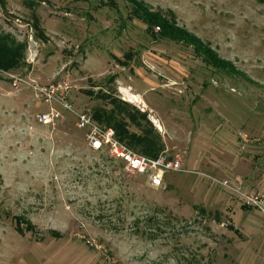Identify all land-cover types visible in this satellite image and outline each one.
I'll list each match as a JSON object with an SVG mask.
<instances>
[{
    "label": "rangeland",
    "instance_id": "1",
    "mask_svg": "<svg viewBox=\"0 0 264 264\" xmlns=\"http://www.w3.org/2000/svg\"><path fill=\"white\" fill-rule=\"evenodd\" d=\"M0 34L25 47L20 68L0 70V264H264V216L220 185L264 188V0H0ZM9 75L68 77L74 110L102 128L112 110L138 135L154 136L150 122L157 155L185 172L153 188L90 150L76 114L56 106V126L38 123L49 106ZM123 85L158 101L163 129Z\"/></svg>",
    "mask_w": 264,
    "mask_h": 264
},
{
    "label": "built area",
    "instance_id": "2",
    "mask_svg": "<svg viewBox=\"0 0 264 264\" xmlns=\"http://www.w3.org/2000/svg\"><path fill=\"white\" fill-rule=\"evenodd\" d=\"M10 85L15 92L21 91L26 86L30 87L37 102L49 106V112L39 113L36 116L38 123L44 126H56L62 119V113L56 108L59 106L64 110L74 113L78 119L77 127L86 130V139L90 150L105 152L110 158L122 162L126 169L136 175L147 178L149 184L155 189H165V179L169 173H183L184 162L180 157L161 155L158 158H149L131 151L116 137L113 129H104L95 123L88 113L79 114L74 110L71 103V92L74 89L68 77L42 86L38 84L29 85L24 77L9 75ZM239 140L242 148L248 147L253 141L246 135L240 134ZM220 185L232 192L242 205L250 210H255L264 216V188L261 190H246V183L237 178L234 181L226 180Z\"/></svg>",
    "mask_w": 264,
    "mask_h": 264
},
{
    "label": "trees",
    "instance_id": "3",
    "mask_svg": "<svg viewBox=\"0 0 264 264\" xmlns=\"http://www.w3.org/2000/svg\"><path fill=\"white\" fill-rule=\"evenodd\" d=\"M138 10L135 12V15L137 19L141 20L149 29L150 25L152 23L159 25V31H163V39L170 37L172 41H175V39H179L180 32L175 30V35L172 34V30L168 27L167 21L163 20L162 18L152 17L147 14L145 10H142L141 12L140 6H137ZM171 33V34H169ZM170 35V36H168ZM184 40V36L182 37ZM178 43V42H177ZM198 48V47H197ZM200 50V49H198ZM197 53H199V51ZM25 47L22 45L16 44V42L10 38L7 35L0 34V70L9 71L12 69H17L21 67L23 57H24ZM219 62H216L214 66L216 67ZM104 97L111 98L113 100V103H116L117 101L113 99V97L110 95H104ZM125 106L127 104L121 103ZM115 109H119V106L114 107ZM122 108V107H121ZM119 109V112L121 113L122 109ZM102 113V112H101ZM119 114V113H118ZM115 113L114 110L108 111L105 113H102L100 117H105L106 125H104V129H113L116 133L117 139L124 145H126L130 149H134L140 154L144 155L145 157L149 158H158V153L161 152L162 145L160 142H157L156 139L159 140V134H156L153 125L149 121L147 116L145 114H142V119L147 122L148 125H150L151 131L154 133V136H151L149 132H143L141 135H138L137 133L131 132L129 130V126L127 125L126 121L124 119L119 120V115L114 117ZM123 116V115H122ZM130 121L135 124L137 127L139 126L138 122V116L136 114H127ZM96 121V119H94ZM151 155V156H150ZM156 155V156H153ZM245 208V207H244ZM247 209V208H245Z\"/></svg>",
    "mask_w": 264,
    "mask_h": 264
},
{
    "label": "crops",
    "instance_id": "4",
    "mask_svg": "<svg viewBox=\"0 0 264 264\" xmlns=\"http://www.w3.org/2000/svg\"><path fill=\"white\" fill-rule=\"evenodd\" d=\"M153 84V83H152ZM124 87H121V88H124V89H127L128 91H129V89L128 88H131V86L130 85H123ZM135 90V89H134ZM130 92V91H129ZM135 93H131L130 92V94L132 95V96H135V97H137V98H139V100L142 102V104L144 105V107L146 108V109H148V111L149 112H157L158 113V120H162V123H161V121H160V124H159V122H158V127L160 128V127H162V125L161 124H164V126L166 125V123H164L165 122V120H164V117L160 114L161 112L159 111V109H158V106H156V104L155 103H157L158 101L156 100L155 102H153L152 100H150V99H145V97H143V95H144V92L143 93H139L138 91H134ZM122 95V94H121ZM142 95V96H141ZM156 121H157V119H155ZM162 129H163V127H162Z\"/></svg>",
    "mask_w": 264,
    "mask_h": 264
},
{
    "label": "bare ground",
    "instance_id": "5",
    "mask_svg": "<svg viewBox=\"0 0 264 264\" xmlns=\"http://www.w3.org/2000/svg\"><path fill=\"white\" fill-rule=\"evenodd\" d=\"M121 94L125 97L126 100H128L129 102L133 103V104H138L140 103L139 98L132 96L130 94L129 91H127L126 89H121ZM159 128V127H158Z\"/></svg>",
    "mask_w": 264,
    "mask_h": 264
}]
</instances>
